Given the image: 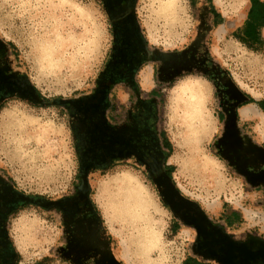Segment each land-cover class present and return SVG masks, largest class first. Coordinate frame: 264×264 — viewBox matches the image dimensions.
Listing matches in <instances>:
<instances>
[{
	"label": "clouds",
	"instance_id": "obj_1",
	"mask_svg": "<svg viewBox=\"0 0 264 264\" xmlns=\"http://www.w3.org/2000/svg\"><path fill=\"white\" fill-rule=\"evenodd\" d=\"M228 3L243 13L253 6V0ZM126 4L127 0H120L121 7ZM215 4L216 0H134L137 28L145 43L142 56L187 59L185 53L195 46L198 60H205L208 71L194 64L191 70L182 69L162 81L158 73L165 59H149L135 71L138 91L124 80L112 85L105 114L112 113L115 104L116 123L123 125L129 112L137 114L140 100L156 99L158 114L167 120L165 128L158 123V136L163 131L170 145L161 166L172 169L171 181L181 198L208 215L204 204L207 193L238 197L243 191L256 195L255 200L244 201L246 206L264 212V191L251 185L222 156V146H217L226 131V121L221 118L222 77L231 80L264 113V48L248 49L250 58L244 59L230 46L223 56L214 53L197 34L205 22L203 9ZM112 29L105 0H0V41L16 45V57H8L13 61L10 70L21 89L27 85L38 93L37 103L15 89L0 86V182L27 198L10 206L12 210L0 225L17 257L16 264H71L60 253L68 246L70 235L64 210L46 208L41 201L55 205L75 197L77 189L84 187L73 127L79 125V114L69 105L94 96L100 87L99 78L116 49ZM258 31L264 40V26ZM21 48L27 53L23 64ZM3 59L0 57V66ZM146 66L153 71L151 89H144L136 80ZM213 69L220 75L214 76ZM108 123L113 122L108 119ZM237 129L244 147L250 141L264 150V118L238 121ZM257 172H264V165ZM151 175L148 165L134 154L87 173L88 200L98 212L118 264H187L189 259L218 264L196 256L198 229L175 216ZM208 219L222 226L224 234L237 244L246 243L249 236L264 240L262 224L243 221L229 228L219 216L208 215ZM174 224L179 227L174 229ZM180 231L185 239L173 243Z\"/></svg>",
	"mask_w": 264,
	"mask_h": 264
},
{
	"label": "flooded vegetation",
	"instance_id": "obj_2",
	"mask_svg": "<svg viewBox=\"0 0 264 264\" xmlns=\"http://www.w3.org/2000/svg\"><path fill=\"white\" fill-rule=\"evenodd\" d=\"M107 10L113 22V35L115 37V53L110 54L106 70L101 74L100 87L95 95L83 100L75 101L69 107L74 113L79 114V125H74V135L78 141L77 151L80 162V179L84 187L77 189V195L52 204L64 210V224L69 235V244L61 248V255L72 264H118L110 247V239L104 237L98 212L88 200L86 176L90 169L96 167H109L114 163L123 161L124 157L134 154L142 164L148 165L151 178L158 185L165 202L172 208L175 216L187 225L195 226L199 231V239L194 248L197 257L204 260H216L218 264H264V240L249 236L246 243L237 244L224 234L222 226L214 225L201 208L181 198L169 181L167 169L161 168L159 162L162 155L157 144V103L156 99L140 100L137 105V114L128 113L127 121L117 125L118 117L115 113V104L112 113L107 117L105 108L106 100L112 85L124 80L132 89L138 91L133 77L136 69L142 62L149 59H165V65L159 70L162 81L170 80L182 69L191 70L198 64L201 70L207 72L205 60L197 58V47H193L184 57H156L149 58L144 52L145 43L139 34L136 17L134 15V0H127L125 7L120 6V0H105ZM205 11L203 19L209 14ZM206 21L201 26L198 37L203 38V29ZM206 55V53H205ZM0 57L3 64L0 66V86L7 87L10 91L15 89L22 96L31 97V89L25 85L20 88V82L10 70V63L6 57V49L0 41ZM214 76H219L213 69ZM144 89L153 87V71L151 66H146L136 77ZM152 82L150 87L143 82ZM147 84V83H146ZM221 95L223 98L224 112L221 118L226 121V131L218 147L221 154L228 159L247 181L264 191V172L258 174L257 170L264 165V150L251 144L244 147L237 129V122L248 121L241 116V109L247 106L249 98L242 95L226 77L221 78ZM120 91V90H117ZM113 96L116 92L112 93ZM158 93H153L155 97ZM122 118V117H121ZM112 120V124L108 123ZM18 199H27L15 193L7 183L0 182V225L6 221V216L11 211L10 206H15ZM44 206V202H42ZM227 224V221L225 219ZM228 226V225H227ZM230 228V226H228ZM98 257V258H97ZM17 257L11 251L7 234L0 229V264H16Z\"/></svg>",
	"mask_w": 264,
	"mask_h": 264
},
{
	"label": "rangeland",
	"instance_id": "obj_3",
	"mask_svg": "<svg viewBox=\"0 0 264 264\" xmlns=\"http://www.w3.org/2000/svg\"><path fill=\"white\" fill-rule=\"evenodd\" d=\"M210 9V15L205 17L206 21V27L203 29V39L208 42V44L212 47V51L216 53L217 55L223 56L224 53L228 50L229 46L236 51L238 57L240 59L244 58H250L248 49L252 48H264L263 44L253 43L251 44L252 47L245 48L244 43L240 42L233 33H238L240 30L244 27V19L245 14L243 12L237 11L234 7L230 6L228 3V0H216L215 7H205L202 11V16L205 13V11H209ZM199 33V32H198ZM11 33H9L5 39H8V36H10ZM198 35V34H197ZM229 37H235V39H229ZM6 49V57L8 62H13L12 60L8 59L9 56H12L13 58L16 57L17 53L15 51L16 45L12 43H4L1 41ZM224 46L223 48L221 46ZM11 50V51H10ZM26 52L23 48L20 50V62L23 64L24 57L26 56ZM101 78V76H100ZM99 78V79H100ZM147 81V80H146ZM147 83V84H146ZM144 86L150 87L152 85V82H143ZM31 89V97L29 99L33 100L34 102L38 103V93H35L32 88ZM256 118H264V115L262 114H249L248 119H256ZM159 127L165 128L167 127V120L164 115L159 114ZM163 133V131H162ZM164 134V133H163ZM167 139V138H166ZM168 144L169 140L167 139ZM170 149V145L168 149H165V153H167V150ZM70 155V154H69ZM122 162V161H120ZM118 162V163H120ZM160 167L162 168V160L159 162ZM172 171V169H171ZM171 174V172H170ZM153 180V179H152ZM170 183L173 186V183L171 181V178H169ZM155 183V181L153 180ZM87 184V181H86ZM156 184V183H155ZM158 186V185H157ZM173 188L176 190V188L173 186ZM177 191V190H176ZM195 194V193H194ZM221 196L224 197V200H221ZM246 199L255 200L256 195L252 194L251 196L245 195L243 191L240 192L239 196L230 195L226 192H217V193H207L204 196V204L206 211L209 215L212 216H227L230 215L232 211H236L239 215V220L234 222L233 226L241 224L243 221H247L248 225H255V224H262L264 225V212L260 211L259 208H253L251 206H246L244 201ZM224 201L227 202V205L224 203ZM44 202V201H42ZM44 207L51 208L52 203L50 202H44ZM230 205V208L228 207ZM205 212V211H204ZM178 224H174V229L178 228ZM230 227V228H231ZM185 239V233L183 231L178 232L175 240L176 241H183ZM111 243V241H110ZM114 252V249H113ZM177 252L182 256L183 253L181 251V247H177ZM62 256V255H61ZM62 258L65 261H69L66 258L62 256ZM200 260V259H199ZM72 264V263H71Z\"/></svg>",
	"mask_w": 264,
	"mask_h": 264
},
{
	"label": "trees",
	"instance_id": "obj_4",
	"mask_svg": "<svg viewBox=\"0 0 264 264\" xmlns=\"http://www.w3.org/2000/svg\"><path fill=\"white\" fill-rule=\"evenodd\" d=\"M210 12V9H209ZM251 21V22H250ZM264 25V4L260 3V0H253V6L251 10L247 13V20L244 23V27L238 33H233V35L242 43L246 44L248 47H252L251 44L258 43L263 44V41L259 38L257 34V27ZM159 95L156 94V96ZM157 103V101H156ZM264 107V105H261ZM158 114V112H157ZM159 123V114L157 115V125ZM157 144L159 147V151L162 155V163L166 158L167 153H165V149L169 148V144L166 138H164V134L162 131L157 132ZM168 176H170L171 169H167ZM222 220L227 221L228 226H232L234 222L239 220V215L236 211H232L230 215L227 216H220ZM187 264H201V260L199 259H189Z\"/></svg>",
	"mask_w": 264,
	"mask_h": 264
},
{
	"label": "bare ground",
	"instance_id": "obj_5",
	"mask_svg": "<svg viewBox=\"0 0 264 264\" xmlns=\"http://www.w3.org/2000/svg\"><path fill=\"white\" fill-rule=\"evenodd\" d=\"M241 113L242 115H249V114H255V113H260L262 115H264L263 113H261L259 110H257V107L255 108L254 106H247V107H244L242 110H241Z\"/></svg>",
	"mask_w": 264,
	"mask_h": 264
},
{
	"label": "crops",
	"instance_id": "obj_6",
	"mask_svg": "<svg viewBox=\"0 0 264 264\" xmlns=\"http://www.w3.org/2000/svg\"><path fill=\"white\" fill-rule=\"evenodd\" d=\"M248 13V12H247ZM247 13L245 14V19H244V23H245V21L247 20ZM210 15V13L207 15V16H209ZM251 22V21H250ZM261 26H264V25H261ZM261 26H258L257 27V29H256V31H257V34H258V36H259V28L261 27ZM259 38H260V36H259ZM261 39V38H260ZM263 41V43H264V40H262ZM247 106H254L255 108L257 107L256 106V104L255 103H249ZM247 106H245V107H247ZM243 109V108H242ZM241 109V110H242ZM257 110H259L260 112H261V110H260V107H257ZM262 113V112H261ZM264 114V113H263ZM241 116L243 117V118H248L249 117V115H242V113H241Z\"/></svg>",
	"mask_w": 264,
	"mask_h": 264
}]
</instances>
